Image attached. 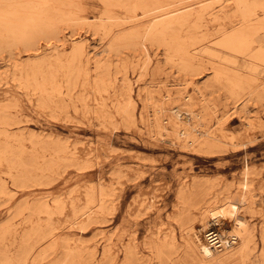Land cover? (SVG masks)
<instances>
[{"label": "bare ground", "instance_id": "bare-ground-1", "mask_svg": "<svg viewBox=\"0 0 264 264\" xmlns=\"http://www.w3.org/2000/svg\"><path fill=\"white\" fill-rule=\"evenodd\" d=\"M102 1L106 14L90 19L79 16L81 0H0V36L21 43L28 51V58L15 60L10 75L22 88L32 89L40 107L55 117H68L75 77L81 78L82 85L90 86L94 103L88 104L85 97L82 102L104 126L117 128L120 121L136 127L135 107L139 102V117L152 137L178 143L197 154L214 157L247 149L264 136V0ZM79 26L87 27L92 35L110 39L97 51L88 49L89 38L76 33ZM67 28L69 33L64 31ZM153 46L161 51L162 59L149 66ZM124 48L142 54L137 90L125 71L129 58L119 57ZM112 65L120 75L111 74ZM167 67L175 75L173 84L167 79L158 80ZM220 97L225 99V106L234 103L241 123L237 130L228 126L233 118L228 111L219 112ZM0 123L4 124L0 133L5 139L23 142L40 135L34 130L11 131V125L20 128V120L6 106L0 107ZM48 140L55 142L47 163L51 167L78 162L90 168L92 158L98 156L96 145L82 147L69 139ZM15 153L6 147L0 155V166L5 165L13 182L31 180L44 170L45 164L39 160V172L15 173L21 163L12 158ZM131 171L119 167L113 174L120 178ZM110 190L103 178L90 184L85 196L78 198L79 203L75 198L72 201L69 223L83 232L90 225L104 223L108 210L117 213L119 205ZM8 192L0 176V193ZM178 196L187 211L178 222L180 246L187 262L264 264V178L259 167L245 163L241 178L235 182L220 177L205 181L193 177L189 183L182 180ZM179 216L178 212L174 215L176 219ZM253 216L259 217L257 227L251 221ZM211 219L228 223L230 228L223 227V232L236 236L238 241L207 256L198 231ZM172 232L145 241L154 253L153 264H164L171 253L177 252L178 240ZM47 234L55 235L54 227ZM5 237L3 230L0 264H36V245L13 250L3 241ZM77 247L80 255L86 254L84 259L80 256L79 264H113L110 242L104 245L99 260L96 246L79 239ZM137 257L141 258L137 237L129 232L120 264H132ZM52 264H65L64 258Z\"/></svg>", "mask_w": 264, "mask_h": 264}, {"label": "rangeland", "instance_id": "rangeland-1", "mask_svg": "<svg viewBox=\"0 0 264 264\" xmlns=\"http://www.w3.org/2000/svg\"><path fill=\"white\" fill-rule=\"evenodd\" d=\"M81 1L83 5L79 16L92 19L106 14L102 0ZM86 29L87 27L79 26L76 33L89 38L88 49L97 51L110 39L100 34L92 35ZM64 31L69 33L70 30L67 28ZM150 52L152 61L149 66H152L162 59V55L156 46L151 47ZM18 57L28 58L25 47L18 42L11 43L6 36H0V107L6 106L14 111L20 120V128L11 125V131L34 130L40 135L32 140L27 138L18 142L5 139L1 132L0 155L6 147L16 152L12 158L15 156L21 163L17 165L15 173L20 174L26 170L39 172L40 168L36 163L39 160L44 162L45 168L42 167L44 170H40V174L30 178L31 180L13 182L5 165L0 166V176L9 187L8 193H0V232H6L3 241L10 244L13 250L36 245V264H52L61 258H64L65 264H79L80 256L83 259L86 257L84 253L80 255L77 247L79 239L97 247L98 260L101 259L104 245L112 243L113 264H120L129 232L137 237L141 256L132 264H153L154 253L145 245V241L158 236L163 238L172 230L179 248L177 252L171 253L170 258H165L164 264H190L180 246L182 241L178 222L187 213L178 196L180 182L184 180L189 183L193 177L201 181L220 177L224 181L235 182L241 178V168L247 162L259 167L264 178V136L259 137L256 144L247 149L230 150L214 157L197 154L188 148H182L178 143L171 144L152 137L139 117V102L135 107L138 116L136 127H128L120 121H117V128L111 124L104 126L82 102V97H85L88 104L94 103L90 86L82 85L81 78L75 80V77L70 90L74 97L69 106L70 115L55 117L37 104L32 89L22 88L10 75V69H14V62ZM119 57L129 58L125 71L131 81H135L137 90L139 85L137 86L136 74L143 63L142 54L135 55L124 48ZM110 72L112 75L121 73L117 72L114 65ZM165 79L170 84L175 82V75L168 67L158 76V80ZM66 97L68 98L67 95ZM217 102L220 113L227 110L230 118L233 117L228 125L230 130H237L241 123L234 103L229 102L225 106L223 97ZM116 119L119 120V116ZM3 125L0 123V129ZM49 138L69 139L82 147L96 145L98 156L92 158L93 165L90 168H84L78 162L48 166V159L55 145ZM119 167L132 171L126 176L116 178L113 171ZM99 178H103L110 186L111 197L119 205L118 211L113 213V209L108 210L104 223L90 225L81 232L78 227L69 223L72 201L75 198L79 203L78 198H83L86 188L95 184ZM176 211L180 213L178 219L174 217ZM251 221L256 227L259 226L258 216L251 217ZM51 227H54L55 235L47 234ZM223 227L230 228V225L221 224L222 229ZM44 232L47 235L42 238ZM259 244L261 243L257 239V246Z\"/></svg>", "mask_w": 264, "mask_h": 264}, {"label": "built area", "instance_id": "built-area-1", "mask_svg": "<svg viewBox=\"0 0 264 264\" xmlns=\"http://www.w3.org/2000/svg\"><path fill=\"white\" fill-rule=\"evenodd\" d=\"M199 228L201 230L198 231V234L205 242V255L207 256L230 248L238 241L236 236L225 234L221 228V223L216 219H211L204 227Z\"/></svg>", "mask_w": 264, "mask_h": 264}]
</instances>
